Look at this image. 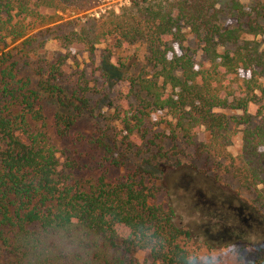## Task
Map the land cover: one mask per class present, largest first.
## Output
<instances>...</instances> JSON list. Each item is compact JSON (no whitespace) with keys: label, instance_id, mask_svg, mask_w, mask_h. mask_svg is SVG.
<instances>
[{"label":"trees","instance_id":"16d2710c","mask_svg":"<svg viewBox=\"0 0 264 264\" xmlns=\"http://www.w3.org/2000/svg\"><path fill=\"white\" fill-rule=\"evenodd\" d=\"M99 1L105 0H0V264H139L134 256L143 252L140 245L119 237L118 226L127 231L141 224L156 227L165 243L147 253L145 264H175L178 247L206 245L175 223L173 207L153 204L158 188L145 167L176 163L180 141L198 156L227 160L228 173L240 187L257 190L255 202L264 207V119L252 126L248 113L250 105L261 106L256 92L264 100L256 82L264 76L260 0L253 1L255 17L244 11L241 0H131L128 13L87 20L59 39L65 51L82 45L92 61L97 46H105L98 56L101 79L126 83L128 92L117 98H133L135 105L111 117L123 126V133L112 138L119 156L101 141V129L94 145L112 167L122 166L128 156L139 161L133 172L114 180L104 175L76 179L65 173L67 165L61 169L47 136L44 104L55 107L54 136L65 141L80 118L94 114L100 93L107 91L83 86L82 73L71 86L63 71L74 59L68 50L47 60L37 56L44 43L36 45L35 39L49 33L62 20L60 14L79 15ZM220 2L235 14L234 23H221ZM30 56L37 61L23 76ZM159 115L172 121L150 136ZM240 127L242 145L233 157L228 148ZM199 131L205 141L198 143ZM164 141L172 144L170 150L164 151ZM76 235L86 236V252L66 253L59 241Z\"/></svg>","mask_w":264,"mask_h":264},{"label":"rangeland","instance_id":"374dc122","mask_svg":"<svg viewBox=\"0 0 264 264\" xmlns=\"http://www.w3.org/2000/svg\"><path fill=\"white\" fill-rule=\"evenodd\" d=\"M131 0H105L99 1L94 8L87 12H83L79 15L72 14L70 12H65L60 14L62 20L53 25L50 28V32L36 37V45L43 44L44 48L38 50V57H46L47 60H50L52 55L56 52L65 54L68 50V53L71 58L67 60L64 73L69 81L71 86L75 85L76 82L81 79L80 74H83V80L80 81L83 86L88 85L90 89L93 90V87H97L99 90L107 91V94L100 93L101 96L100 103L95 107L94 114L87 113L84 117L78 120V123L72 129L70 136L65 141H60L55 138L53 132V118L52 115L55 112V107L52 105V102H46L44 104V114L47 123V136L52 145L55 147L59 165L62 167H67L65 173H69L73 178L76 179H90L98 176H106L110 180L121 178L127 175L130 172H133L135 167L139 164V161L132 156H128L127 160L120 167H112L109 162L104 160L105 153L94 145L96 138L98 139L100 135L97 133V129H101L102 137L104 143H106L116 156L120 155V148H116L112 143V138L114 135L123 133V126L120 122L114 121L111 117L116 112H121L125 114L131 111L134 107V99L129 98L128 100L121 98L118 99V95L125 96L128 92V87L126 83H112L105 84L101 79L100 73L98 72L99 65V52L105 46H97L93 61L90 59L89 54L85 48L80 44H73L67 50L59 48V39L64 38L70 32L78 31L80 25H83V22L91 21L93 19L97 21H105L109 19H116L121 14L126 13L130 10ZM254 0H241L244 11L246 13H251L255 17V13L251 11L254 8ZM264 4V0H260ZM217 9L220 12V21L222 24L234 23L233 19L235 14L227 10L225 2H220L217 6ZM128 13V12H127ZM81 23V24H80ZM38 31H45L44 29H39L33 31L30 35L37 34ZM53 32V34H52ZM58 37V40H57ZM248 40H253V37L246 36ZM259 40V38H256ZM191 40V38H187ZM185 46L187 45L184 44ZM190 46V45H189ZM13 45L10 47V49ZM141 60L144 61L146 53L144 50L140 51ZM196 61L202 63L203 58L196 54ZM31 60L28 64L24 65L23 76H28L30 71H32L33 61H37L36 57H29ZM203 67H207V64H201ZM79 76V77H78ZM79 79H78V78ZM257 84L260 88L264 89V76L256 79ZM238 85V81H236ZM102 84V86H101ZM235 85L234 89H237ZM238 90V89H237ZM237 90H234L237 93ZM239 91V90H238ZM259 99L258 105H250L248 108V113L251 116V124L255 126L257 123L262 122L264 119V100L259 95V92L255 93ZM97 96V97H99ZM260 96V97H259ZM112 107H111V106ZM133 111V110H132ZM259 112L263 113V117H259ZM131 113V112H130ZM228 115H233V112L226 111ZM122 114V115H123ZM236 116H240V112L234 113ZM159 115L155 118V121L150 127V136L162 132L165 127L164 123L172 121L169 117ZM160 123L158 126H156ZM243 128H238L235 135L231 138V145L228 148V152L236 157L240 153L242 145V131ZM105 131V132H104ZM168 135V134H165ZM205 141V135L202 131L198 132V136L195 142ZM137 142V138L135 139ZM139 144V143H138ZM172 144L168 141L163 142L164 151L170 150ZM175 159L177 162L173 164H161L160 162L155 166V169L151 167H145L149 172H152L155 177V185L158 188L157 194L153 201L154 205L162 206L164 208L173 207L175 209V223L184 229L191 231L193 233L191 223H195L196 217H190L189 211L187 210V205L184 201L177 199V195H180L173 189V186L176 184L178 177L181 174H186L189 177L195 179L196 177L208 178L213 180L220 188L225 191H229L243 203L253 208L261 217L264 218V207H261L258 203L255 202L257 197V190H246L240 187L236 179H234L230 173L226 170V166L229 164L227 160L216 159L211 156L203 155L198 156L195 153L194 147L185 144L184 142H178ZM174 161V159H172ZM201 182V180H199ZM195 186H199L196 182L193 183ZM258 189H261L259 186ZM116 233L121 238H126L128 236V231L122 227H116ZM191 238L197 241L200 244H204L202 240L197 239V236L191 235ZM253 238H264V231L248 238L243 242L235 243L238 246H243L249 243ZM208 245V244H206ZM225 246V245H224ZM135 259L139 264H145L148 256L146 253H136Z\"/></svg>","mask_w":264,"mask_h":264},{"label":"flooded vegetation","instance_id":"af4514ba","mask_svg":"<svg viewBox=\"0 0 264 264\" xmlns=\"http://www.w3.org/2000/svg\"><path fill=\"white\" fill-rule=\"evenodd\" d=\"M173 189L180 194L177 199L187 205L190 217H196L190 227L203 243L235 244L264 231V218L213 180L181 174Z\"/></svg>","mask_w":264,"mask_h":264},{"label":"clouds","instance_id":"9594fccd","mask_svg":"<svg viewBox=\"0 0 264 264\" xmlns=\"http://www.w3.org/2000/svg\"><path fill=\"white\" fill-rule=\"evenodd\" d=\"M128 237L140 245V251L146 254L159 248L165 241L157 235V229L151 224H141L129 229ZM86 236L76 235L71 239H61L59 246L66 252H86ZM264 258V238H253L249 243L238 246L202 245L199 247L180 246L177 248L175 264H257Z\"/></svg>","mask_w":264,"mask_h":264}]
</instances>
